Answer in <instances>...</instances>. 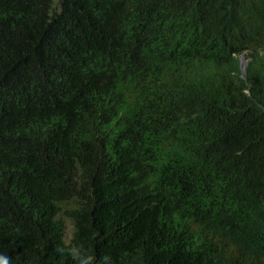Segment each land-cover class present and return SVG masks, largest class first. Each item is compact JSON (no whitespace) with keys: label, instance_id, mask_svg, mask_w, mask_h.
<instances>
[{"label":"trees","instance_id":"1","mask_svg":"<svg viewBox=\"0 0 264 264\" xmlns=\"http://www.w3.org/2000/svg\"><path fill=\"white\" fill-rule=\"evenodd\" d=\"M0 264H264V0H0Z\"/></svg>","mask_w":264,"mask_h":264},{"label":"rangeland","instance_id":"2","mask_svg":"<svg viewBox=\"0 0 264 264\" xmlns=\"http://www.w3.org/2000/svg\"><path fill=\"white\" fill-rule=\"evenodd\" d=\"M58 1L59 0H52V3L55 8H58ZM65 227L66 229H65L64 239H65V242L68 243L71 237V233H72V225L69 222V220H65Z\"/></svg>","mask_w":264,"mask_h":264},{"label":"clouds","instance_id":"3","mask_svg":"<svg viewBox=\"0 0 264 264\" xmlns=\"http://www.w3.org/2000/svg\"><path fill=\"white\" fill-rule=\"evenodd\" d=\"M241 59H242V61H241ZM245 62H246V60L242 56H240V64H241L243 70H244V66H245L244 63Z\"/></svg>","mask_w":264,"mask_h":264},{"label":"water","instance_id":"4","mask_svg":"<svg viewBox=\"0 0 264 264\" xmlns=\"http://www.w3.org/2000/svg\"><path fill=\"white\" fill-rule=\"evenodd\" d=\"M241 61H242V59H241Z\"/></svg>","mask_w":264,"mask_h":264}]
</instances>
